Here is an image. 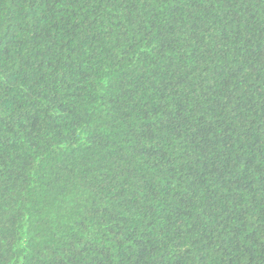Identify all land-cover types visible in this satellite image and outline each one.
I'll return each instance as SVG.
<instances>
[{"label": "trees", "instance_id": "16d2710c", "mask_svg": "<svg viewBox=\"0 0 264 264\" xmlns=\"http://www.w3.org/2000/svg\"><path fill=\"white\" fill-rule=\"evenodd\" d=\"M0 264H264V0H0Z\"/></svg>", "mask_w": 264, "mask_h": 264}]
</instances>
